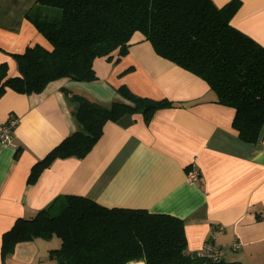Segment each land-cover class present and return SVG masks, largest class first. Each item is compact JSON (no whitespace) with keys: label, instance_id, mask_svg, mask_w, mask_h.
Here are the masks:
<instances>
[{"label":"crops","instance_id":"crops-1","mask_svg":"<svg viewBox=\"0 0 264 264\" xmlns=\"http://www.w3.org/2000/svg\"><path fill=\"white\" fill-rule=\"evenodd\" d=\"M213 1L222 6L230 0ZM56 10L36 0H0V63L8 76L19 73L11 53L34 43L51 47L27 13L51 18ZM230 22L264 45V0H240ZM117 56L94 60L95 80L61 77L40 92L7 88L0 95V125L9 113L19 117L11 142H0V264H57L49 251L60 246L58 236L20 241L2 259V234L16 218L31 217L65 194L178 216L187 252L210 238L223 244L236 239L241 247L228 250L224 260L264 264V133L255 142L241 139L232 126L234 108L216 102L203 78L157 54L141 32ZM122 84L176 104L147 122L141 113L107 121L85 156L58 157L29 182L32 165L79 128L69 95L108 104L123 99ZM191 165L201 176L192 183Z\"/></svg>","mask_w":264,"mask_h":264},{"label":"trees","instance_id":"trees-1","mask_svg":"<svg viewBox=\"0 0 264 264\" xmlns=\"http://www.w3.org/2000/svg\"><path fill=\"white\" fill-rule=\"evenodd\" d=\"M53 7L51 18L27 17L51 47L29 44L11 53L19 73L7 75L0 63V95L7 89L40 92L57 78L97 79V57L117 59L127 52L132 36L141 32L157 54L203 78L216 102L234 108L232 126L241 139L257 141L264 133V45L231 24L240 0L217 6L213 0H36ZM56 10V11H57ZM108 104L72 93L69 100L79 128L64 137L30 170L33 182L56 158L83 157L100 138L107 121L141 113L147 122L160 108L176 102L134 93ZM58 236L49 251L57 264H239L212 261L187 252L185 222L168 213L144 208L108 207L79 194L56 197L31 217H18L2 234L4 259L20 241Z\"/></svg>","mask_w":264,"mask_h":264},{"label":"built area","instance_id":"built-area-1","mask_svg":"<svg viewBox=\"0 0 264 264\" xmlns=\"http://www.w3.org/2000/svg\"><path fill=\"white\" fill-rule=\"evenodd\" d=\"M19 123V117L14 113H9L7 120L0 125V142L10 143L12 140L13 131ZM199 171L191 165L188 169L189 182L200 179ZM220 228V227H219ZM241 247L239 240H233L229 244L218 243L212 238L206 240L203 245L193 252L194 255L205 258L212 261H221L225 258L228 250H238ZM130 264H144L142 260L131 261Z\"/></svg>","mask_w":264,"mask_h":264},{"label":"rangeland","instance_id":"rangeland-1","mask_svg":"<svg viewBox=\"0 0 264 264\" xmlns=\"http://www.w3.org/2000/svg\"><path fill=\"white\" fill-rule=\"evenodd\" d=\"M57 9H59V8H57ZM58 11V10H57Z\"/></svg>","mask_w":264,"mask_h":264}]
</instances>
